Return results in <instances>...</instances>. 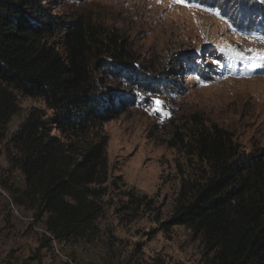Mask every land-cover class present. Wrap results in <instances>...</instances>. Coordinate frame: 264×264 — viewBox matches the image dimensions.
<instances>
[{"label":"rangeland","instance_id":"374dc122","mask_svg":"<svg viewBox=\"0 0 264 264\" xmlns=\"http://www.w3.org/2000/svg\"><path fill=\"white\" fill-rule=\"evenodd\" d=\"M41 2L66 22L85 13L122 30L153 75L166 63L185 72L177 76L178 93L152 96L133 90L137 102L129 101L103 127L111 177L105 211L94 230L70 241L55 239L46 229V216L37 217L15 200L26 185L10 161L18 158L10 141L32 109L47 112L43 102L18 96L19 115L0 133V264H211L214 256L190 229L162 226L172 216L183 182L198 168L189 150L178 146L177 136L191 145L202 129L217 127L241 154H264V61L251 59L252 52L238 59L228 48L264 53L262 18L257 19L262 7L248 11L247 20L244 10L228 16L197 2L192 7L173 0ZM162 78L166 81L167 74ZM99 79L101 93L113 90L100 73ZM129 191L146 198L151 208L131 204Z\"/></svg>","mask_w":264,"mask_h":264},{"label":"trees","instance_id":"16d2710c","mask_svg":"<svg viewBox=\"0 0 264 264\" xmlns=\"http://www.w3.org/2000/svg\"><path fill=\"white\" fill-rule=\"evenodd\" d=\"M191 2L228 16L244 10L247 20L258 5L264 15V0ZM263 15L257 19L264 28ZM92 18L82 13L66 22L41 0H0V133L19 115L18 96L47 109H32L10 141L18 155L10 161L26 185L15 200L37 217L46 216L47 231L59 241L94 230L105 211L111 177L103 127L129 101L137 102L133 90L178 93L177 76L185 72L166 63L153 75L122 30ZM99 73L112 91H99ZM177 140L198 168L183 182L163 228L190 229L214 256L211 264H264V154H241L217 127L202 129L191 145L179 135ZM126 196L135 206L151 208L146 198L131 191Z\"/></svg>","mask_w":264,"mask_h":264},{"label":"snow or ice","instance_id":"6c2138e0","mask_svg":"<svg viewBox=\"0 0 264 264\" xmlns=\"http://www.w3.org/2000/svg\"><path fill=\"white\" fill-rule=\"evenodd\" d=\"M157 2H161V0H157ZM174 3H178L181 4L185 7H192L193 5L191 4V0H173ZM206 11H213L211 9H205ZM213 14L219 16V12H213ZM229 51L236 56V58L241 59V60H245L248 59L249 57L247 56V52H252L253 55L251 57V59H255V60H262L264 61V53H259L256 50L253 49H247L245 51H240L238 49L233 48L231 45H228ZM155 103L157 105H160L162 102L159 100H156Z\"/></svg>","mask_w":264,"mask_h":264}]
</instances>
